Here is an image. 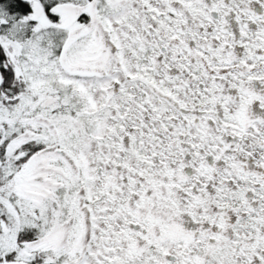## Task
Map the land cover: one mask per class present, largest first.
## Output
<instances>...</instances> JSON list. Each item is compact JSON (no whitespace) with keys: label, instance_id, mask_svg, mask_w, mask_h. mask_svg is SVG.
<instances>
[{"label":"snow or ice","instance_id":"6c2138e0","mask_svg":"<svg viewBox=\"0 0 264 264\" xmlns=\"http://www.w3.org/2000/svg\"><path fill=\"white\" fill-rule=\"evenodd\" d=\"M0 264H264V0H0Z\"/></svg>","mask_w":264,"mask_h":264}]
</instances>
